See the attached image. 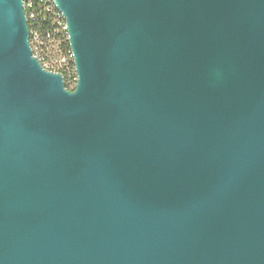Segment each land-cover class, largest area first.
<instances>
[{"label": "water", "instance_id": "95a60500", "mask_svg": "<svg viewBox=\"0 0 264 264\" xmlns=\"http://www.w3.org/2000/svg\"><path fill=\"white\" fill-rule=\"evenodd\" d=\"M73 89L0 0V264H264V0H52Z\"/></svg>", "mask_w": 264, "mask_h": 264}, {"label": "built area", "instance_id": "2783aa9c", "mask_svg": "<svg viewBox=\"0 0 264 264\" xmlns=\"http://www.w3.org/2000/svg\"><path fill=\"white\" fill-rule=\"evenodd\" d=\"M51 4L52 0H27L24 1V6H28L31 9L33 18L37 20L38 18L44 17L45 15H50L54 21L60 19L58 16H53L51 14ZM47 34L46 36L51 39ZM56 41L51 40V44H47L41 37L38 30H36L35 44L32 45L33 56H35L41 65L49 71L58 72L62 75L64 84L67 83L70 88H74L76 80L73 79V72L70 70V60L67 59L66 53L62 52L60 46H57L56 53L48 55L47 49L49 46L53 45ZM71 72L72 76L69 77L68 74ZM72 80V82H69ZM73 83V85L71 84Z\"/></svg>", "mask_w": 264, "mask_h": 264}, {"label": "trees", "instance_id": "16d2710c", "mask_svg": "<svg viewBox=\"0 0 264 264\" xmlns=\"http://www.w3.org/2000/svg\"><path fill=\"white\" fill-rule=\"evenodd\" d=\"M28 27L29 31L38 30L41 37L49 45L51 44V40L60 41V49L62 52L66 53L67 59H69L68 55L70 53V48L68 45L66 32L57 26L56 22L50 15H45L44 17L38 18L32 23L29 22ZM47 34H50L49 36L51 39L46 36ZM64 85L65 87L69 88L67 83Z\"/></svg>", "mask_w": 264, "mask_h": 264}, {"label": "bare ground", "instance_id": "6f19581e", "mask_svg": "<svg viewBox=\"0 0 264 264\" xmlns=\"http://www.w3.org/2000/svg\"><path fill=\"white\" fill-rule=\"evenodd\" d=\"M24 1H27V0H24ZM24 10H25L26 18H27V23L34 22L35 19L33 18V15L31 13V9L28 6H24ZM51 14L53 16L60 17V19L55 20V22H56L57 26L61 30L65 31V22H64V19H63L61 13L55 8L54 4H51ZM29 32H30V47L32 49V45L35 44L36 30H30ZM69 52L70 53L68 55V58L70 60V70L73 72V80H76L77 79V76H76V72H75V67H74V63H73V57H72L71 50H69Z\"/></svg>", "mask_w": 264, "mask_h": 264}, {"label": "rangeland", "instance_id": "374dc122", "mask_svg": "<svg viewBox=\"0 0 264 264\" xmlns=\"http://www.w3.org/2000/svg\"><path fill=\"white\" fill-rule=\"evenodd\" d=\"M58 45H60V41H56L55 43H53V45H51V46H49L48 47V51H47V53H48V55L50 56V55H52V54H54V53H56V52H58L57 51V46ZM72 73L71 72H69V74H68V76L69 77H71L72 75H71ZM73 80V79H72ZM72 80H69V82H72ZM72 85H73V83H71ZM70 89H72V88H70Z\"/></svg>", "mask_w": 264, "mask_h": 264}]
</instances>
